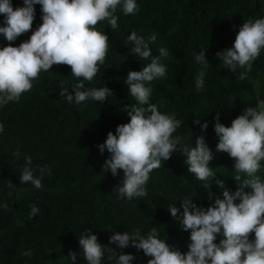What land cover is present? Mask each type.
Segmentation results:
<instances>
[{
	"label": "trees",
	"instance_id": "1",
	"mask_svg": "<svg viewBox=\"0 0 264 264\" xmlns=\"http://www.w3.org/2000/svg\"><path fill=\"white\" fill-rule=\"evenodd\" d=\"M138 11L123 15L118 10L116 29L106 21L95 26L109 38L105 62L86 88L108 87L112 95L105 102L87 100L81 104L68 103L59 95L61 86L70 87L78 79L70 66L53 65L49 72H41L33 87L21 94L20 100L0 108V264H70L68 252L79 253L78 238L91 230L98 242L118 253H131V264H147L142 250L133 247L119 249L109 244L113 232L139 230L145 234L156 227L159 238L181 252L187 251L188 233L182 231L167 211L169 204L179 207L185 196L198 206L207 207L211 198L221 196V188L214 181L209 188L187 171L185 156L180 152L161 162L145 185L147 195L141 199L124 201L117 198L115 186L122 178L105 173L103 165L109 153L101 154L97 145L103 143L109 131L118 124L127 123L123 111L126 105L136 103L128 95L124 78L129 70H140L149 63L133 56L127 36L135 31L147 38L155 33L156 41L149 45L152 55L165 47L169 56L162 60L167 66L166 77L151 82L150 103L158 111L174 114L182 121L176 135L182 143L195 146V137L203 135L213 154L210 167L217 179L224 181L229 191L235 190L233 159L227 153L216 151L218 138L214 133V118L225 126L241 114L245 107H254L264 99V51L253 62L246 80L222 67L215 57L217 51L232 46L235 35L244 20L264 17V0H136ZM13 8L22 6V0H12ZM32 28L40 21L39 5ZM31 35V30L13 43L18 46ZM6 41L0 40V47ZM205 48V87L197 92L194 78L200 70L194 56ZM207 122L201 132L194 121ZM192 139V140H191ZM19 149L20 156L13 152ZM32 159V167L48 166L42 179V188L19 183L24 157ZM39 175V173H35ZM264 179V172L258 173ZM242 178L243 174H242ZM12 183L10 188L8 185ZM40 212L29 216L30 205ZM253 234H249L251 238ZM218 242V241H217ZM31 250L32 256L22 253ZM110 253L105 251L104 264ZM77 264H85L81 256Z\"/></svg>",
	"mask_w": 264,
	"mask_h": 264
},
{
	"label": "clouds",
	"instance_id": "2",
	"mask_svg": "<svg viewBox=\"0 0 264 264\" xmlns=\"http://www.w3.org/2000/svg\"><path fill=\"white\" fill-rule=\"evenodd\" d=\"M35 5H39L41 23L32 28L36 17ZM127 16L138 11L136 0H22V6L15 9L12 0H0V40L9 42L0 47V108L20 100L21 94L33 87V81L41 72H49L55 64L70 66L71 74L80 78L68 87L61 86L59 95L68 103L81 104L87 100L105 102L112 95L105 85L86 88L105 62L109 48L108 36L95 26L106 21L111 29L118 27L117 11ZM27 40L13 46L19 36L29 32ZM157 36L147 38L131 32L125 43H131L129 52L141 60H148L140 70H129L124 78L128 95L136 101L126 105L129 120L118 124L114 133L107 132L98 151L109 153L101 169L104 174L122 178L114 191L118 199L132 201L147 195L145 188L149 175L169 160L173 153L185 156L187 171L209 188L214 181L221 188V196L211 198L205 208L194 203L189 196L179 201L180 206L169 204L167 211L182 231L187 232V251L181 252L164 239L159 238L156 227L145 234L139 230L113 232L109 244L117 248L133 247L142 250L147 264H264V179L258 175L264 172V99H258L254 107L242 109L228 126L214 118L213 128L218 142L216 151L227 153L233 159L235 190L229 191L224 181L217 179L209 166L213 154L204 136L195 137V146L182 143L176 131L182 121L174 114L158 111L150 103L151 82L166 77L167 66L162 62L169 56L165 47L153 56L149 47ZM264 51V17L246 19L239 27L232 46L217 51L215 57L222 67L236 74L243 81L248 78L253 62ZM200 70L194 78L197 92L205 87V48L194 56ZM204 132L208 124L194 121ZM4 124L0 123V133ZM192 140V139H191ZM14 157L20 156L17 149ZM19 183H29L35 189L42 188V179L48 166L32 167V159L24 157ZM39 173L36 175L35 173ZM242 174L243 177L242 178ZM12 187V183L8 185ZM8 204L0 203V209L7 211ZM40 212L36 204L30 205L29 216ZM253 234L249 238V234ZM218 241V242H217ZM79 253L68 252L70 264H77L81 256L85 264H131L135 257L131 253H118L98 242L97 236L86 230L78 238ZM31 257V250L22 253Z\"/></svg>",
	"mask_w": 264,
	"mask_h": 264
}]
</instances>
